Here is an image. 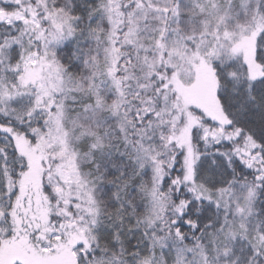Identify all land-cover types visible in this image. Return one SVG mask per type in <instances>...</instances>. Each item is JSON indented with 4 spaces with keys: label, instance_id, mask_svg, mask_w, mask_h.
<instances>
[{
    "label": "snow or ice",
    "instance_id": "1",
    "mask_svg": "<svg viewBox=\"0 0 264 264\" xmlns=\"http://www.w3.org/2000/svg\"><path fill=\"white\" fill-rule=\"evenodd\" d=\"M0 264H264V0H0Z\"/></svg>",
    "mask_w": 264,
    "mask_h": 264
}]
</instances>
